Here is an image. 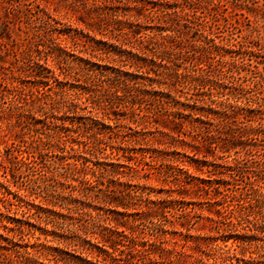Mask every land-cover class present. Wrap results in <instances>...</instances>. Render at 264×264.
<instances>
[{
  "label": "rangeland",
  "instance_id": "1",
  "mask_svg": "<svg viewBox=\"0 0 264 264\" xmlns=\"http://www.w3.org/2000/svg\"><path fill=\"white\" fill-rule=\"evenodd\" d=\"M0 264H264V0H0Z\"/></svg>",
  "mask_w": 264,
  "mask_h": 264
}]
</instances>
